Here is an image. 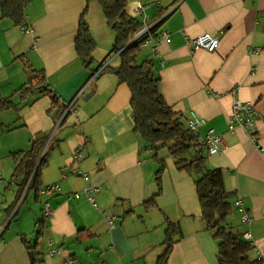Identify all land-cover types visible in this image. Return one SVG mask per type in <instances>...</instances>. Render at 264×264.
<instances>
[{"label":"crops","instance_id":"crops-1","mask_svg":"<svg viewBox=\"0 0 264 264\" xmlns=\"http://www.w3.org/2000/svg\"><path fill=\"white\" fill-rule=\"evenodd\" d=\"M141 1L142 15L134 12L137 0H128L126 10L142 25L146 18L154 24L157 52L152 44L141 47L136 61L154 64L160 90L185 127L194 112L205 120L200 133L213 128L224 136L221 153L204 150L206 164L223 170L233 214L227 227L241 238L249 231V256L264 264V150L246 129H228L235 99L252 102L264 113V0ZM84 12L96 43L90 66L75 47ZM25 16L34 35L22 33L0 11V98L14 105L0 108V264H31L26 241L37 244L43 264H64L68 257L80 264H157L165 249L167 218L179 226L168 264H219L218 241L202 216L198 175L178 170L167 148L155 158L148 142L134 132L132 94L112 71L122 60L100 2L29 0ZM160 31H167L171 41L160 39ZM203 33L221 36L217 50L188 46L186 36ZM254 47L263 50L253 53ZM38 72L45 75L46 90L22 96L19 90ZM258 134L264 148L262 122ZM36 141L37 164L44 154L46 160L42 186L60 185L50 198L48 218L43 217L45 198L35 192L24 197L21 179L13 177L20 161L14 154ZM79 147L80 168L101 187L98 209L84 195L74 196L85 187L72 173ZM238 198L252 217L250 225L234 205ZM105 214L117 216L115 227ZM51 248L60 252L52 254Z\"/></svg>","mask_w":264,"mask_h":264},{"label":"trees","instance_id":"trees-1","mask_svg":"<svg viewBox=\"0 0 264 264\" xmlns=\"http://www.w3.org/2000/svg\"><path fill=\"white\" fill-rule=\"evenodd\" d=\"M98 1L103 7L108 24L116 34L114 51H119L122 64L112 71L120 83L130 88L134 132L148 142V148L154 152L155 158L161 148H167L178 170L198 175L196 187L202 216L207 228L214 232V238L218 241L219 264H263L260 258H250V242L233 233L226 225V220L232 212V205L229 201L231 194L224 185L223 170L207 166L204 148L197 142L196 135L185 127L183 116L166 102L160 90V77L156 74L154 64L151 61L137 63L141 46L137 42H131V39L141 28L142 23L127 12L128 0ZM28 4L29 0H0L1 16L9 18L15 25L20 26L25 18ZM95 46L84 12L80 19L75 47L78 57L87 66L93 62L92 51ZM35 89L46 90V78L43 72H38L19 92L25 96ZM12 107L14 105L11 102L0 98V108ZM38 148L40 146L36 141L31 149L14 154L16 160L20 161L13 172V177L21 179L20 194L27 188L24 197L31 192L38 195L42 187L41 173L46 160L44 154L35 170L39 158ZM163 168L162 165L157 171L156 180L159 186ZM146 203L147 206L153 204L154 198ZM166 223L165 249L158 257L157 264H168V258L176 241L175 237L179 234L177 223L168 218ZM39 224L41 225L42 222L40 221ZM41 234L42 230L38 235ZM26 242L31 264H43L37 244Z\"/></svg>","mask_w":264,"mask_h":264},{"label":"built area","instance_id":"built-area-1","mask_svg":"<svg viewBox=\"0 0 264 264\" xmlns=\"http://www.w3.org/2000/svg\"><path fill=\"white\" fill-rule=\"evenodd\" d=\"M145 10V5L141 0H137V5L135 6V15L140 16ZM20 29L24 34H35V28L28 23V17L25 16L23 23L20 25ZM154 24L147 23V18L141 28L135 33L131 42H137L141 47L148 45H153L152 49L157 52L156 39L154 36ZM159 37L167 42L171 41V35L167 31H160ZM187 38V44L192 50L204 49L207 51H215L220 45L221 36L219 34L203 33L196 37ZM263 50L260 47L252 48L253 53H259ZM255 70V68H253ZM264 123V113L260 112L255 104L248 101H243L240 99H235L233 102V110L228 118V129L230 131L236 130L237 128H244L247 130L255 146L261 151L264 150L260 143V138L258 134V123ZM205 123L203 118H200L196 113H192L191 118L188 120L187 128L196 135L197 142L207 151L209 154L221 153L224 145L225 139L221 133L216 132L213 128L208 129L205 133H200L201 125ZM84 156L82 154V147H79L73 155L72 173L79 178V180L85 184L82 194L80 192L74 193L76 198L84 195L85 198L90 202L94 208H99L97 202V196L101 192V187L90 182V174L80 168V163L82 162ZM2 184V179L0 177V186ZM60 190L59 183H53L49 185H44L41 187L39 193L45 198L43 202V217L48 218L52 215V206L50 198L55 195ZM236 209L241 213V220L243 223L250 225L252 222V217L247 213L244 206V202L241 198H238L234 203ZM106 219L110 228L115 227L116 215L105 214ZM242 238L247 242L252 241V235L249 231L243 233ZM60 252L58 248H51L50 253L55 254ZM64 264H80L78 261L72 257H68ZM101 264H105L101 262Z\"/></svg>","mask_w":264,"mask_h":264},{"label":"water","instance_id":"water-1","mask_svg":"<svg viewBox=\"0 0 264 264\" xmlns=\"http://www.w3.org/2000/svg\"><path fill=\"white\" fill-rule=\"evenodd\" d=\"M131 43V42H130ZM38 165V164H37ZM37 165H36V167H35V170H36V168H37ZM34 170V171H35ZM33 174H34V172H33ZM33 174H32V176H33ZM32 176H31V178H30V180L32 179ZM29 183H30V181H29ZM27 189V188H26Z\"/></svg>","mask_w":264,"mask_h":264},{"label":"rangeland","instance_id":"rangeland-1","mask_svg":"<svg viewBox=\"0 0 264 264\" xmlns=\"http://www.w3.org/2000/svg\"><path fill=\"white\" fill-rule=\"evenodd\" d=\"M140 50H141V49H140ZM139 52H140V51H139ZM139 52H138V53H139ZM232 215H233V214H232V212H231L229 216L232 217Z\"/></svg>","mask_w":264,"mask_h":264}]
</instances>
